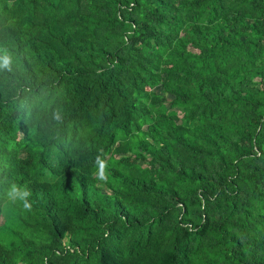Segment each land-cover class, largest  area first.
<instances>
[{"label":"trees","instance_id":"16d2710c","mask_svg":"<svg viewBox=\"0 0 264 264\" xmlns=\"http://www.w3.org/2000/svg\"><path fill=\"white\" fill-rule=\"evenodd\" d=\"M0 264H264V0H0Z\"/></svg>","mask_w":264,"mask_h":264},{"label":"clouds","instance_id":"9594fccd","mask_svg":"<svg viewBox=\"0 0 264 264\" xmlns=\"http://www.w3.org/2000/svg\"><path fill=\"white\" fill-rule=\"evenodd\" d=\"M100 179H103L104 177L103 176H100L99 177ZM16 193V189L13 188L11 190V192L9 193V199L12 203H16V201H22L23 202V207L26 208V209H30L31 208V205L30 203L27 202V199L26 197L28 195H30L29 192H25L23 195H15Z\"/></svg>","mask_w":264,"mask_h":264}]
</instances>
